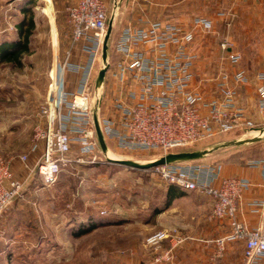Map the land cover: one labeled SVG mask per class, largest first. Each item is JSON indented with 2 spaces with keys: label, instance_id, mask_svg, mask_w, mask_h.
Here are the masks:
<instances>
[{
  "label": "rangeland",
  "instance_id": "374dc122",
  "mask_svg": "<svg viewBox=\"0 0 264 264\" xmlns=\"http://www.w3.org/2000/svg\"><path fill=\"white\" fill-rule=\"evenodd\" d=\"M27 1L0 0V42L15 36L22 6L26 16L35 21L30 50L22 56L21 64H0V158L10 160L15 178L22 183L18 196L0 213V264H160L155 260L159 252L145 243L147 233L142 232L141 223L151 209L162 204L169 184L151 169L113 164L100 152L95 160L83 156L81 162L68 165L53 185H43L37 174L43 142L38 141L34 151L30 148L36 127H44L40 105L47 97L51 72L67 52L72 61H83L85 57L72 44L71 29L61 11L70 0ZM119 2L108 39L112 61L111 46L117 33L130 22L137 23L140 17L169 20L184 28H192L194 18L206 17L212 21L210 30L194 28L193 45L199 56L197 61L200 60L194 70V85L198 89L206 96L214 95L212 78L219 67L227 65L226 56L232 51L242 54V61L253 72L264 70V0ZM106 3L110 11L113 5L110 0ZM216 12H223L224 16L217 18ZM102 66L100 57L97 73ZM249 87L254 91L247 93L239 88L241 100L256 116L257 95L254 84ZM101 92L100 115L106 112L111 97L107 87ZM259 120L257 117V123ZM254 136L250 131L234 129L174 151L206 149L215 143ZM107 146L116 156L140 163L162 156L156 150H123L108 140ZM73 153L77 156L75 148ZM23 154L27 156L25 162L19 158ZM237 154L264 158V135L260 141L220 148L189 162L217 163L212 159L222 161ZM89 217L108 223V233L93 230L74 237L73 231ZM135 220L139 223L137 229L136 224H131ZM100 227L104 229L105 225ZM129 227H133L132 233Z\"/></svg>",
  "mask_w": 264,
  "mask_h": 264
},
{
  "label": "built area",
  "instance_id": "2783aa9c",
  "mask_svg": "<svg viewBox=\"0 0 264 264\" xmlns=\"http://www.w3.org/2000/svg\"><path fill=\"white\" fill-rule=\"evenodd\" d=\"M111 3L110 11L105 0H75L64 9L72 44L79 47L85 60L72 61L67 52L51 72L48 94L40 105L44 127H36L30 148L34 151L38 141L43 142V153L36 163L43 185H53L74 161L81 162L83 156L95 160L101 152L93 119L97 101V119L106 143L108 140L127 151L156 150L163 156L234 129L264 135V70L257 71L252 80L248 70L239 67L242 54L229 52L227 65L219 67L213 76L217 94L206 96L194 85L199 58L193 45L194 28L210 30L212 21L206 17L194 18L192 28L142 17L135 24L123 26L112 42L114 59L111 62L108 55L110 66L102 87L96 90L93 84L103 41L109 20L117 17L120 2ZM229 66L236 68L231 70ZM69 73L77 75L76 89L68 86ZM252 84L257 95L256 116L250 107L239 102L238 88ZM103 87H107L111 97L106 112L100 115ZM19 158L25 162L27 156ZM247 165L261 169L264 177V158L249 159ZM151 170L167 184L211 197L212 216L227 221L230 230L215 240L216 250L208 264H216L227 242L244 243V264L260 263L264 258V227L251 228L237 217L242 196L252 185L249 178H221L220 165L216 163L179 161ZM218 179V184H214ZM21 190L22 183L14 177L10 160L0 158V213ZM249 204L253 211L264 213V199ZM165 240L181 241L176 229L158 230L145 238L146 245L159 252L157 261L171 258L170 252L162 251Z\"/></svg>",
  "mask_w": 264,
  "mask_h": 264
},
{
  "label": "crops",
  "instance_id": "0c3cea01",
  "mask_svg": "<svg viewBox=\"0 0 264 264\" xmlns=\"http://www.w3.org/2000/svg\"><path fill=\"white\" fill-rule=\"evenodd\" d=\"M74 1L75 0L67 1L61 11L64 12L65 7ZM111 2L112 0H110V3ZM219 17L222 16L218 15L217 18ZM242 60L239 63V67L246 68L253 80L257 71L253 72V70L247 68L245 62ZM197 63L199 64L200 60L197 61ZM233 68L236 67H230L231 70H233ZM67 80L69 88L73 86V89H76L77 75L69 73L67 75ZM239 88L246 89L247 93L254 91V89L249 86H240ZM214 94H217L215 92V87ZM239 100L240 104L244 105L241 100V94ZM212 160L214 162L217 161L216 164L220 165L221 178L238 176L247 177L252 181L251 187L244 193L239 203L237 217L239 220L247 223L251 228L258 226L264 227V213L253 211V208L249 204L253 200L264 199V177L262 170L250 168L247 165L249 159L245 162L218 161L217 158ZM218 181L219 179L216 180L214 184H218ZM169 187H173L177 192L171 198L168 206L165 207ZM164 197L162 204L151 209L141 223L143 224L142 232L147 233L146 236L158 230H177V236L181 241L179 243L169 240L163 241L161 246L162 251L170 252L171 258L166 261H161L160 264H208L216 250L215 240L225 236L230 230L226 220H219L212 216V198L197 191L180 189L171 184L167 186ZM155 209H160V211L155 214L153 213ZM131 224H136L135 226L137 227L134 228H138L139 223L137 220L132 221ZM109 230L110 227L105 226L104 229L99 227L92 231H102L106 234ZM129 230L132 233L133 227H129ZM134 246L139 247L138 244ZM216 264H244V243L227 242L223 255L216 260ZM259 264H264V258Z\"/></svg>",
  "mask_w": 264,
  "mask_h": 264
},
{
  "label": "water",
  "instance_id": "95a60500",
  "mask_svg": "<svg viewBox=\"0 0 264 264\" xmlns=\"http://www.w3.org/2000/svg\"><path fill=\"white\" fill-rule=\"evenodd\" d=\"M121 1V0H120ZM113 21L109 20L108 23V29L103 41L102 45V62L103 66L101 69H99L94 87L96 90L100 89L102 87L103 81H104V76L106 71L108 70L110 64L108 61V39L111 33ZM99 102L97 101L94 105L93 109V119H94V126H95V131L97 135V140L101 149V152L103 156L106 157V160L110 163L113 164H120L124 165L127 167L135 168V169H151L153 167H156L158 165H163V164H168V163H173V162H179V161H192V160H198L202 159L208 154L224 147H229V146H238V145H247L250 143H254L257 141H260L263 136H254L250 138H242V139H233V140H228V141H223L219 143L213 144L211 147L206 148V149H196V150H185V151H177V152H170L166 155H163L156 160L149 161V162H138L130 159H124V158H110L108 157V146L107 143L103 137V134L101 132V129L99 127L98 119H97V108H98ZM264 131V129H262Z\"/></svg>",
  "mask_w": 264,
  "mask_h": 264
},
{
  "label": "trees",
  "instance_id": "16d2710c",
  "mask_svg": "<svg viewBox=\"0 0 264 264\" xmlns=\"http://www.w3.org/2000/svg\"><path fill=\"white\" fill-rule=\"evenodd\" d=\"M31 0H28L27 3H30ZM20 12L23 14L18 18L15 23V36L10 39H4L0 42V64L1 63H10L12 65L21 64V58L24 54L28 53L30 50L29 43L30 38L33 33V29L35 27V21L32 16H26V8L22 6L20 8ZM112 58V57H111ZM112 62V59H111ZM262 157H246L244 155H231L224 159V161H237V162H245L248 159H259ZM152 169V168H151ZM150 169H144L147 171ZM176 190L173 187H169L167 191V199L165 201V207L170 203L171 198L174 194H176ZM160 209H155L153 213L159 212ZM102 225H108V223H104L101 221H97V219L92 220L90 217L88 221L79 225L75 231H73L74 237L82 236L95 228H98ZM110 225V224H109Z\"/></svg>",
  "mask_w": 264,
  "mask_h": 264
},
{
  "label": "bare ground",
  "instance_id": "6f19581e",
  "mask_svg": "<svg viewBox=\"0 0 264 264\" xmlns=\"http://www.w3.org/2000/svg\"><path fill=\"white\" fill-rule=\"evenodd\" d=\"M108 157H110V158H114V159H117V158H120V156H116L115 154H114V152L113 151H111V150H109L108 151ZM118 155H120V154H118ZM122 158V157H121Z\"/></svg>",
  "mask_w": 264,
  "mask_h": 264
}]
</instances>
